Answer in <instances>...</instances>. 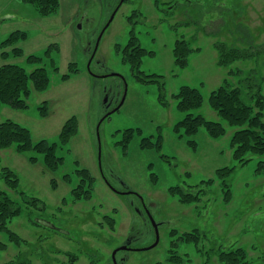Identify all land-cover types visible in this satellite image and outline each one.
Returning <instances> with one entry per match:
<instances>
[{"label":"rangeland","instance_id":"374dc122","mask_svg":"<svg viewBox=\"0 0 264 264\" xmlns=\"http://www.w3.org/2000/svg\"><path fill=\"white\" fill-rule=\"evenodd\" d=\"M59 1L57 12L41 17L23 0H0V41L15 30L26 33L15 45L22 55L14 56L7 48L9 57L0 56V64L14 62L30 71L27 55L42 56L53 43L59 47L52 54L58 71L45 61L48 88L37 92L29 82L27 107L2 104L0 122L10 119L27 127L33 140L58 143L65 121L72 116L78 121L69 142L57 144L62 162L55 171L44 167L42 154L31 151L38 158L32 163L13 147L0 149V171L10 168L26 197L39 198L47 206L39 210L12 194L21 212L8 227L24 241L16 244L0 231L5 246L0 264H69L68 255L76 256L72 264H170L171 249L184 264H204L205 256L207 264H220L217 251L231 245L246 250L248 264H264V154L249 152L243 156L246 161L236 160L230 140L237 127L223 122L208 103L224 80L239 87L245 102L259 90L264 122V0ZM132 28L140 45L153 51L142 57L139 68L161 75L156 81L138 79L122 58ZM178 38L194 49L184 68L173 62ZM221 43L252 55L219 65L216 44ZM69 62H75L78 71L62 81L59 76L68 72ZM182 85L198 88L203 96L201 106L189 112L221 122L223 135L213 138L204 127L193 135L174 130L185 115L173 97ZM43 101L46 116L38 108ZM129 128L133 135L124 147ZM159 134V150L141 146L142 138L155 141ZM222 167L233 170L218 178L216 170ZM77 168L90 172L93 193L72 202ZM64 173L71 182L63 179ZM207 179L213 182L204 185L197 202L181 203L169 192L171 186L190 189ZM226 190L231 195L224 197ZM104 215L114 217V230L104 224ZM195 228L202 252L178 238ZM119 247L125 248L112 256Z\"/></svg>","mask_w":264,"mask_h":264},{"label":"trees","instance_id":"16d2710c","mask_svg":"<svg viewBox=\"0 0 264 264\" xmlns=\"http://www.w3.org/2000/svg\"><path fill=\"white\" fill-rule=\"evenodd\" d=\"M26 3L33 5L39 16L46 17L57 12L60 1L59 0H23ZM170 5L168 4L167 7ZM168 13L170 11L165 9ZM26 38V33L21 30H15L0 41V56L2 59H7L10 52L6 50L11 48V53L14 56H21L22 49L15 46L19 40ZM117 50L120 48L116 47ZM59 47L56 43L50 44L43 52L42 56L29 54L26 61L33 65L30 71L17 63L5 62L0 64V106L2 104L8 105L13 109L22 110L27 107L26 98L31 93L29 82L32 83L33 89L37 92L45 91L50 83V76L45 61L49 63L53 70L58 71L53 58V52H57ZM218 53L217 63L225 66L235 60L248 58L252 53L244 49L235 47H227L225 44H216ZM194 49L189 44V41L183 38H178L172 48L173 62L175 66L184 68L188 63V56ZM145 55H153L152 50H147L139 43L138 37L135 35L133 28L130 30V35L127 43L122 50V58L124 62H128L134 75L145 81H156L154 77H161L157 74H145L139 68L141 59ZM68 72L59 76L62 81L68 80L73 74L78 71L75 62L68 63ZM251 86V85H250ZM241 92L239 87L230 85L227 80H224L217 88H215L208 97L210 108L222 119L223 122L230 126L237 127L233 133L230 143L233 147V156L240 162L246 161L243 157L246 153L264 154V122H263V97L259 90L250 96L249 102L241 99ZM177 100V109L185 112L174 126L175 131L184 130L186 135L195 134L200 127H204L208 135L217 138L224 134L225 128L223 124L216 120H208L200 114H193L189 112L192 109L201 106L203 96L198 88L182 85L178 91L173 94ZM159 101L164 103L162 95L159 96ZM40 115L46 116L48 114L47 101H43L42 105L38 107ZM78 131L77 118L72 116L63 124L59 134L58 143L48 141L46 139L33 140L30 130L14 122L6 119L0 122V149L10 148L17 153H25L28 160L32 163L37 162L38 158L31 155L30 152L42 154L43 165L47 170L55 171L62 162V157L56 154L57 144L65 145L70 138ZM124 138V147L133 135V129H126ZM161 135H157L155 141H151L150 137H144L141 141L143 148L155 146L158 150L161 147ZM191 145L194 142L189 141ZM233 170L232 167H222L216 170L218 178H223ZM79 181L73 185L70 190V198L72 202L78 200H85L92 197L94 179L90 172L85 168L75 169ZM63 179L66 182H71V177L68 173L63 174ZM0 179L3 180L5 188L0 189V231H4L16 244L23 242L17 233L10 230L8 223L13 217L18 216L21 212V207L15 200L17 196L24 204H28L39 210H46L47 206L44 201L36 197H26L25 193L19 189V179L14 171L8 167H4L0 171ZM213 179L201 181L190 189H184L181 186H171L169 192L172 195H177L181 203L197 202L202 192H205L204 185H209ZM224 184V182H223ZM51 186L56 187V180H51ZM204 186V187H203ZM14 196H13V195ZM231 195L229 190H226L224 197ZM104 224L110 230H114L115 219L112 216L104 215ZM33 223L42 226L46 225V221H34ZM46 223V224H45ZM61 230V229H55ZM63 231V230H62ZM181 242H193L196 250L202 252V242L199 237V230L192 229L179 235ZM173 244V243H172ZM174 245H177L174 243ZM3 242H0V249H4ZM167 258L170 264H184L182 257L177 254L175 249H171ZM217 260L220 264H248L247 252L241 246L231 245L228 249L220 248L217 251ZM76 260V256L68 255V263L72 264ZM209 256H205L204 264H207Z\"/></svg>","mask_w":264,"mask_h":264},{"label":"water","instance_id":"95a60500","mask_svg":"<svg viewBox=\"0 0 264 264\" xmlns=\"http://www.w3.org/2000/svg\"><path fill=\"white\" fill-rule=\"evenodd\" d=\"M113 15H114V13L112 14V16H111V18L113 17ZM110 18V19H111ZM101 35H102V32L100 33V35L98 36V38H97V42H96V46H95V49H96V47H97V43H98V40L100 39V37H101ZM107 115H105L103 118H105ZM100 150V149H99ZM100 157V151L98 152V158ZM125 247H119V248H117V249H115L114 251H113V253H112V256H114V254H115V252L118 250V249H124Z\"/></svg>","mask_w":264,"mask_h":264},{"label":"flooded vegetation","instance_id":"af4514ba","mask_svg":"<svg viewBox=\"0 0 264 264\" xmlns=\"http://www.w3.org/2000/svg\"><path fill=\"white\" fill-rule=\"evenodd\" d=\"M123 1H125V0H120V2H123ZM127 250V249H126Z\"/></svg>","mask_w":264,"mask_h":264},{"label":"crops","instance_id":"0c3cea01","mask_svg":"<svg viewBox=\"0 0 264 264\" xmlns=\"http://www.w3.org/2000/svg\"><path fill=\"white\" fill-rule=\"evenodd\" d=\"M42 17V16H41Z\"/></svg>","mask_w":264,"mask_h":264}]
</instances>
